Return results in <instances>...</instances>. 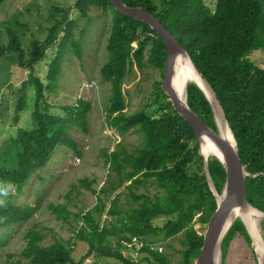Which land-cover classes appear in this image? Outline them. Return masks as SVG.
Returning <instances> with one entry per match:
<instances>
[{"label":"trees","instance_id":"obj_1","mask_svg":"<svg viewBox=\"0 0 264 264\" xmlns=\"http://www.w3.org/2000/svg\"><path fill=\"white\" fill-rule=\"evenodd\" d=\"M122 1L128 5H140L157 16L209 82L235 139L238 157L245 169L254 173L244 177L245 198L253 207L264 211V68L248 57L251 50L264 48V0H215L212 9L202 0H161L158 6L151 0ZM90 6L110 14L109 32L104 43L106 59L99 66L100 76L108 82L105 123L118 134L136 130L141 142L133 150H127L117 142L112 149L103 151V161L108 167L105 185L94 189L90 180L78 179L80 184L95 193V202L72 213L79 219L72 229V241L53 237L50 242L42 244L43 233L34 226L29 227L23 234L25 244L19 250L24 261L14 258L7 264H80L81 259L75 261L71 256V244L76 240L86 243L85 255L93 252L96 256L111 257L124 264L128 260L123 255L122 241L129 235H138L147 242H161L154 239L178 233L180 247L176 263L170 261L164 252L147 246L143 247L146 252L143 259L147 264H190L202 240V234L192 226V221L206 222L215 207L197 152V138L169 100L170 110L162 109L158 115L142 109L130 114L123 110L124 77L131 74L133 66L142 69L145 65H153L161 70L166 54L164 46L147 23L115 10L109 0H74L70 6L58 9L66 18L67 10L75 8L78 15L85 17L87 24L91 20ZM59 22L48 28L44 39L30 40L26 59L20 61L18 53V63L28 68L26 80L33 86L32 126L16 127L15 135L4 139L0 147V227L20 221L32 211L30 206L9 201V184L19 190L28 176L47 162L57 145L67 144L78 153L67 130L71 125L84 129L89 102L77 98L75 103L61 106L62 114H55L47 111L44 100V88L52 89L66 45L70 43L79 54L78 39L72 38L71 33L73 19H67L61 28L55 53L44 72L47 81L43 82L32 72L33 63L43 56L44 47L55 38ZM7 33L9 39L0 46V55L18 48L15 32L8 28ZM155 86L167 96L160 87V80ZM185 96L187 105L215 129L209 101L201 89L189 81ZM24 105L25 94L20 93L14 112ZM191 140L194 142L189 145ZM207 168L215 189L219 191L224 180L221 163L214 157L208 158ZM146 183L154 184L158 190L151 195L133 190L138 186L145 188ZM122 184L133 204L122 209L118 203L119 192H116L105 205L104 196ZM49 205L57 218H64L69 212L65 204ZM103 210L111 216L107 223L104 220L99 222ZM159 216L163 217L162 223H153L152 220ZM235 233L249 241L238 217L232 220L220 241L222 264L227 244Z\"/></svg>","mask_w":264,"mask_h":264},{"label":"rangeland","instance_id":"obj_2","mask_svg":"<svg viewBox=\"0 0 264 264\" xmlns=\"http://www.w3.org/2000/svg\"><path fill=\"white\" fill-rule=\"evenodd\" d=\"M73 1L3 0L0 3V46L6 44L9 39L8 28L15 32L18 39L17 49L7 53L2 52L0 55V147L4 139L15 135L16 127L32 126L33 86L26 80L28 68L20 65L18 60L20 58V61H23L28 57L30 40L44 39L48 28L55 22L60 21L55 38L44 47L43 56L33 63L32 72L43 82L47 81L44 73L47 63L55 53L64 22L70 18L75 22L71 25V33L72 38L78 39L79 54L73 50L70 43L66 45L52 89L44 88L47 111L62 114L61 106L73 104L77 98L87 100L90 104L86 111L84 129L71 125L67 130L78 153H75L67 144L57 145L47 162L34 170L19 190H16L13 184L8 185L9 201L16 205L30 206L32 211L26 218L0 227V264H7L9 259L14 258L24 261L19 255V250L25 244L23 236L25 230L32 226L43 233L40 240L42 244L50 242L53 237L72 241L70 238L73 234L72 229L79 223V219L74 218L72 213L84 210L95 202V193L80 184L78 179L85 177L90 180V186L94 189L105 185L108 167L103 161V151L112 149L117 142L127 150H133L141 142L136 130L130 129L118 134L107 126L104 120L108 82L100 76L99 66L106 59L104 43L109 32L110 14L100 11L98 7L90 6L88 13L91 20L86 24L85 17L78 15L77 10L71 7L64 18V12L58 7L70 6ZM151 1L158 6L161 0ZM202 1L212 9L215 0ZM132 45L135 46L134 41ZM146 53L147 50L144 49V54ZM248 57L253 63L264 68V48L251 50ZM161 71L162 69L153 65H145L142 69L133 66L131 74L124 77L122 83L124 113L130 114L142 109L152 115H158L162 109L170 110L167 96H164L155 86V82L161 78ZM20 93L25 94V105L14 112L16 98ZM14 115L17 116L16 119ZM196 141L199 144L197 139ZM193 142L194 140H191L189 145ZM111 174L114 175L112 172ZM145 186V188L138 186L133 190L145 191L149 195L158 190V187L152 183H146ZM116 192H119L118 203L122 209L133 204L129 200L127 189L122 184L104 196L105 205ZM50 203L65 204L69 212L64 218H57L51 210ZM109 218L111 216L106 215L103 210L99 222L102 223L104 220L107 223ZM162 221V216L152 220L156 224ZM205 223L194 220L192 226L197 232L202 233ZM245 225L249 229L246 223ZM256 230L258 234L256 232L255 234L261 241L259 243L253 235V244L250 237L247 241L238 233L232 235L227 244L223 264H264V215L259 218ZM249 231L251 232L250 229ZM179 236L178 233L164 239H154L161 240L159 241L162 246L161 251L174 263L179 257ZM109 238L112 242V238ZM85 250L86 243L81 240L71 244V256L75 261L81 259L80 264L82 262L83 264H104L105 262L122 264L111 257L96 256L93 252L85 255ZM193 259L190 264H193ZM220 264H222L221 260Z\"/></svg>","mask_w":264,"mask_h":264},{"label":"water","instance_id":"obj_3","mask_svg":"<svg viewBox=\"0 0 264 264\" xmlns=\"http://www.w3.org/2000/svg\"><path fill=\"white\" fill-rule=\"evenodd\" d=\"M109 2L111 3L112 8H114L115 10L124 15L144 21L158 34L166 52L160 78V87L162 91L167 95L172 108L191 127L197 140L202 133L211 138L222 151L223 160L218 161L221 163L224 169V180L220 188V192H217L208 172L205 154H203L199 145L197 146V152L202 159V167L206 182L209 189L211 190L212 195L214 196L215 207L208 215L204 231L201 233L202 240L199 246V250L193 259V264H220V241L233 220V218H231L233 209L235 207H242L247 203L249 204V202H247L245 198L244 177L245 175H253L254 173H249L245 169L243 163L240 161L237 154V147L234 137V145H232L229 140L223 137L217 129V119L220 122H225L227 124L223 109L211 85L206 80V78L197 70L191 60V64L193 65L195 71L199 74L200 78V83H193L201 89V91L209 101L214 119L215 129L205 123L202 118L187 105L185 94L183 99L181 100L179 98V95L171 85L173 63L175 57L183 52L187 54L176 36L164 27L157 16L153 15L151 12L141 7L140 5H128L125 4L122 0H109ZM217 193H221V197H218ZM258 210L264 213L263 210ZM239 219L241 220V218ZM245 230L251 239V236L246 227Z\"/></svg>","mask_w":264,"mask_h":264},{"label":"bare ground","instance_id":"obj_4","mask_svg":"<svg viewBox=\"0 0 264 264\" xmlns=\"http://www.w3.org/2000/svg\"><path fill=\"white\" fill-rule=\"evenodd\" d=\"M195 82L200 83L199 74L195 71L193 65L191 64V61L186 53H180L178 54L173 63V72H172V78H171V85L173 86L174 90L179 95V98L182 100L185 94V87L188 82ZM217 129L222 134L223 137L227 138L229 142L234 145V139L233 135L231 133V130L227 126L225 122H220L217 119ZM199 147L203 154H205L206 160L208 158L214 157L217 160H223V154L222 151L219 149V147L216 145V143L206 135L202 134L199 136ZM218 197H221V193H217ZM257 208L253 207L251 204H245L242 207H235L232 211L231 218H241L242 222H244L248 225L249 229L245 227L248 230L253 244V237L256 238L257 242H261L255 232L256 230V224L259 223V218H261L264 213L262 211L258 212L256 210ZM257 233V232H256ZM258 234V233H257ZM253 235V237H252Z\"/></svg>","mask_w":264,"mask_h":264},{"label":"built area","instance_id":"obj_5","mask_svg":"<svg viewBox=\"0 0 264 264\" xmlns=\"http://www.w3.org/2000/svg\"><path fill=\"white\" fill-rule=\"evenodd\" d=\"M122 243L124 245V257L128 260V262L124 264H147L143 259V256L146 255V252L143 250L145 246L149 249H156L157 251H161L162 249L159 241L147 242L142 237L135 234L129 235Z\"/></svg>","mask_w":264,"mask_h":264},{"label":"clouds","instance_id":"obj_6","mask_svg":"<svg viewBox=\"0 0 264 264\" xmlns=\"http://www.w3.org/2000/svg\"><path fill=\"white\" fill-rule=\"evenodd\" d=\"M4 195H6V193H3ZM0 203H2V201H0Z\"/></svg>","mask_w":264,"mask_h":264}]
</instances>
